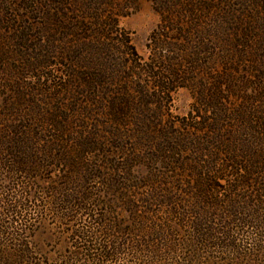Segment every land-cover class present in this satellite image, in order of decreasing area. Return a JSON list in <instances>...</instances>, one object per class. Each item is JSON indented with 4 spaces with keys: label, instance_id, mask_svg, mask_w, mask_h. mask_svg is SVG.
Wrapping results in <instances>:
<instances>
[{
    "label": "trees",
    "instance_id": "trees-1",
    "mask_svg": "<svg viewBox=\"0 0 264 264\" xmlns=\"http://www.w3.org/2000/svg\"><path fill=\"white\" fill-rule=\"evenodd\" d=\"M138 1L0 0V264H264V0Z\"/></svg>",
    "mask_w": 264,
    "mask_h": 264
},
{
    "label": "rangeland",
    "instance_id": "rangeland-1",
    "mask_svg": "<svg viewBox=\"0 0 264 264\" xmlns=\"http://www.w3.org/2000/svg\"><path fill=\"white\" fill-rule=\"evenodd\" d=\"M242 5H240L241 7ZM127 14L120 17L119 22L122 27L130 31L132 41L136 45L138 51L146 55L148 53L147 42L152 30L156 27L160 20V16L156 11L151 0H139L127 10ZM54 75H59L53 67L48 69ZM32 79H29V81ZM194 101V92L188 88H179L173 94L172 111L178 115L187 114ZM42 240V238H40ZM42 249L39 251L42 257L47 256L59 257L64 253L63 246L51 241H41ZM49 262H53L49 259Z\"/></svg>",
    "mask_w": 264,
    "mask_h": 264
}]
</instances>
